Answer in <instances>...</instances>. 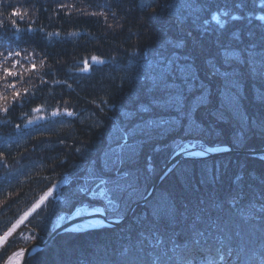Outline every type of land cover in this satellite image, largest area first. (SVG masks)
Returning a JSON list of instances; mask_svg holds the SVG:
<instances>
[{
	"label": "trees",
	"instance_id": "16d2710c",
	"mask_svg": "<svg viewBox=\"0 0 264 264\" xmlns=\"http://www.w3.org/2000/svg\"><path fill=\"white\" fill-rule=\"evenodd\" d=\"M225 51L236 95L213 71ZM192 145L264 147V0H0V264L60 215L112 200L124 217ZM26 264H264V157L181 162L120 226Z\"/></svg>",
	"mask_w": 264,
	"mask_h": 264
},
{
	"label": "water",
	"instance_id": "95a60500",
	"mask_svg": "<svg viewBox=\"0 0 264 264\" xmlns=\"http://www.w3.org/2000/svg\"><path fill=\"white\" fill-rule=\"evenodd\" d=\"M191 146H185L182 149L177 150L171 158L167 161L165 166L163 167L162 171L160 174L156 177L154 180L149 192L147 195L142 198L139 201L134 202L133 204L130 205L128 212L126 215L122 218H107L104 213L100 212H93V213H88L76 217H71L67 221H65L63 224L59 225L52 231H50L46 238L42 240L41 242H34L29 245H27L24 248L18 249L11 253L4 264H6L7 260L12 257L16 252L21 253V261L19 264H26L28 259L37 253L38 251L42 250L52 239L57 237L58 235L65 233V232H73L70 231L69 229L73 226H81V225H86L92 222H98L99 225H94L91 227H86V228H80L75 231H81L83 229H101V228H113V227H118L121 224H123L131 215L133 210L139 206L145 204L147 201H149L154 193L160 182L163 180V178L179 163L181 162H200V161H206L209 159L213 158H218L222 157L225 155L229 154H234V155H251V156H262L264 157V147L260 149H252V150H235L232 147L225 146V147H219V148H190ZM212 150V152L208 151ZM193 151L197 152H204L202 155H191L189 153H192ZM194 153V152H193Z\"/></svg>",
	"mask_w": 264,
	"mask_h": 264
},
{
	"label": "snow or ice",
	"instance_id": "6c2138e0",
	"mask_svg": "<svg viewBox=\"0 0 264 264\" xmlns=\"http://www.w3.org/2000/svg\"><path fill=\"white\" fill-rule=\"evenodd\" d=\"M12 15L13 16H20L21 13L15 11L13 9ZM230 55L231 54L228 51H225L223 53V61H222V64L220 65V67H223V71L222 72L215 65L213 66V71L216 73V75L221 76L223 78L225 87L230 92H232L233 95H236V94H238L240 81H239V79H238V77H237V75H236L234 70L233 71H229L228 67H224V65H228V66L231 65V60L229 58ZM186 67H191V66L188 65ZM165 79H166V76H165L164 71L162 70L160 72V75H159V80L155 81V82H157V83L163 82V81H165ZM165 86L168 87V88L175 87V85H167V84ZM69 115H71V113H69ZM128 175H129L128 173H125L123 176L111 181L110 191L113 194V199H116V198H121L122 199L126 194H128V195L131 194L130 193V189H132V187H133L132 184L128 183V182H121L122 180H125V178ZM92 179L94 180L95 177H92ZM47 195H48V193L45 194V196H47ZM44 198L45 197H41V200H43ZM112 204H113V201L110 200L109 204H108V206H106L105 210H108V208L111 207ZM36 207H38V205H36ZM95 211H100V209H95ZM153 214H154V216L159 218V215H160L159 212L154 211Z\"/></svg>",
	"mask_w": 264,
	"mask_h": 264
},
{
	"label": "rangeland",
	"instance_id": "374dc122",
	"mask_svg": "<svg viewBox=\"0 0 264 264\" xmlns=\"http://www.w3.org/2000/svg\"><path fill=\"white\" fill-rule=\"evenodd\" d=\"M192 146H193V145H192ZM57 190H58V186L53 187L52 190H51L50 192H48V195L46 196V198L53 197L54 194L57 192ZM96 195L102 196V194H99V193H96V194H94V195H89V196H90V198L93 200V199H95ZM97 199L99 200V198H97ZM44 200H45V199L41 200L37 205L39 206ZM102 201H103V200H102ZM103 202H104V203H107V201H103ZM35 208H37V207L35 206L34 209H35ZM34 209H32V211H33ZM98 209H99V208H98ZM104 209H105V208H101L100 211H95V209L87 210V209L83 208V209H80V210L76 211V212L73 214L72 217H76V216H80V215H84V214H88V213H93V212H100V213H104V214H105ZM32 211H31V212H32ZM31 212H30V213H31ZM58 216H59V215H58ZM63 217H64V216L60 215L59 217H57V219H55V221H54V223H53V226H52V230H53L54 228L58 227L59 225H61V224H63V223L65 222V219H63ZM24 219H25V218H24ZM24 219H23V220H24ZM23 220H22V221H23ZM52 230H51V231H52ZM75 232H77V231H75ZM8 236H9V234L6 235V236H1V237H0V248L5 244V242H6L7 238H8Z\"/></svg>",
	"mask_w": 264,
	"mask_h": 264
},
{
	"label": "bare ground",
	"instance_id": "6f19581e",
	"mask_svg": "<svg viewBox=\"0 0 264 264\" xmlns=\"http://www.w3.org/2000/svg\"><path fill=\"white\" fill-rule=\"evenodd\" d=\"M190 148H196V147L195 146H191ZM208 151L212 152V150H208ZM193 152L189 153L190 154L189 156H191V155L199 156V155H202L204 153V152H197L196 153V151H193ZM94 225H99V223L98 222H92V223H89V224H86V225H81V226L77 225V226L71 227L69 230L70 231H75V230H78L80 228L91 227V226H94ZM20 261H21V253L20 252H16L12 257H10L7 260L6 264H19Z\"/></svg>",
	"mask_w": 264,
	"mask_h": 264
}]
</instances>
